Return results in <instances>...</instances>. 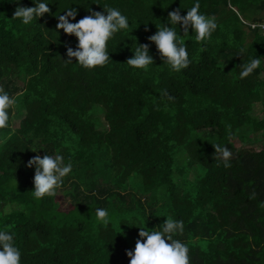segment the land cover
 <instances>
[{
    "label": "trees",
    "instance_id": "trees-1",
    "mask_svg": "<svg viewBox=\"0 0 264 264\" xmlns=\"http://www.w3.org/2000/svg\"><path fill=\"white\" fill-rule=\"evenodd\" d=\"M48 2L50 14L24 25L14 12L32 0H0V88L15 99L0 129V230L14 233L21 264H130L137 227L169 216L184 222L173 238L190 264H264V0H199L218 28L197 42L177 25L190 60L180 72L148 38L195 0ZM105 6L130 22L107 43L112 61L65 63L78 40L57 32L56 14L75 8V23ZM135 41L149 45L146 70L126 64ZM253 56L261 66L240 79ZM216 144L231 151L228 167ZM45 153L73 171L55 196L35 199L27 163Z\"/></svg>",
    "mask_w": 264,
    "mask_h": 264
},
{
    "label": "clouds",
    "instance_id": "clouds-1",
    "mask_svg": "<svg viewBox=\"0 0 264 264\" xmlns=\"http://www.w3.org/2000/svg\"><path fill=\"white\" fill-rule=\"evenodd\" d=\"M20 5L22 0H14ZM34 7L18 6L14 12L13 19H19L24 25H30L50 14L48 0H32ZM103 12H91L78 22L75 21L78 12L75 8L67 7L61 12L64 15L56 14L58 24L57 32H63L69 36H75L78 40L75 50L67 47V60L65 63H72L85 68L94 69L104 66L111 59L107 50L108 41L117 33L130 28L129 18L119 9L113 7H103ZM182 9V8H181ZM106 13V15H105ZM167 25H171L170 27ZM177 25L182 26L184 36H189L191 29L197 42L209 40L217 30L218 24L215 17L207 16L200 12L199 0H195L193 6L187 9L185 16L181 15V10L169 12L167 24L157 26V32L148 39L156 46L163 65L166 64L171 70L180 72L186 69L189 64V54L186 45L182 42L181 36L177 32ZM241 49V53H243ZM133 56L126 62L134 69L146 70L154 64L153 57L149 54L148 44H138L135 41ZM242 57V56H241ZM112 61V60H111ZM262 58L251 57L246 64H243L239 73V78L244 79L250 76L261 66ZM15 105V99L3 88H0V129L9 127L10 110ZM215 154L219 153L224 160L225 167H228L229 158L232 156L227 146L220 144L212 145ZM37 152V151H33ZM28 168H35L34 191L31 192L33 198L42 199L45 196L56 195V190L73 171V163L69 160L65 162V157L61 154H46L41 158L36 155L27 163ZM11 205L4 208L5 214L11 211ZM96 218L105 225L109 223V212L104 208L95 210ZM139 229V239L135 248L128 251L126 255L130 264H190L189 247L179 239H174V235L182 234L184 231L183 220L166 217L163 225L155 229H148L146 223ZM0 264H21V251L15 243L14 233L0 230Z\"/></svg>",
    "mask_w": 264,
    "mask_h": 264
},
{
    "label": "built area",
    "instance_id": "built-area-1",
    "mask_svg": "<svg viewBox=\"0 0 264 264\" xmlns=\"http://www.w3.org/2000/svg\"><path fill=\"white\" fill-rule=\"evenodd\" d=\"M256 25H252V28H255ZM262 30H264V25L261 26Z\"/></svg>",
    "mask_w": 264,
    "mask_h": 264
},
{
    "label": "rangeland",
    "instance_id": "rangeland-1",
    "mask_svg": "<svg viewBox=\"0 0 264 264\" xmlns=\"http://www.w3.org/2000/svg\"><path fill=\"white\" fill-rule=\"evenodd\" d=\"M262 116V114H260V116L259 117H261ZM102 120V119H101Z\"/></svg>",
    "mask_w": 264,
    "mask_h": 264
}]
</instances>
